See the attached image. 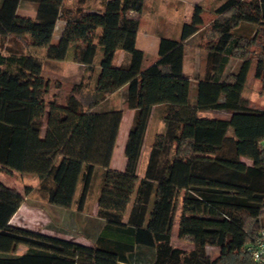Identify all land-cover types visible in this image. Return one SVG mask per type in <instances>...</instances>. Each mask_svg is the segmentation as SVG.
Returning a JSON list of instances; mask_svg holds the SVG:
<instances>
[{
    "label": "trees",
    "instance_id": "obj_1",
    "mask_svg": "<svg viewBox=\"0 0 264 264\" xmlns=\"http://www.w3.org/2000/svg\"><path fill=\"white\" fill-rule=\"evenodd\" d=\"M23 1L37 5L33 19L16 14ZM102 1V10L65 7L64 0L0 2L1 38L42 49L47 60L68 59L94 77L83 110L74 96L80 84L46 109L49 83L41 60L0 50V169L35 176L36 192L48 204L77 211L97 180L95 216L102 222L90 246L12 225L33 190L20 193L0 183V264H254L246 247L264 230V109L250 107L242 93L251 70L264 87V0H224L206 26L194 6L179 39L160 38L157 59L145 69L135 47L138 20L129 15L140 13L142 0ZM58 20L63 25L53 45ZM201 30L207 65L191 99L184 45ZM118 50L127 59L116 66ZM231 60L238 61L234 71ZM121 88L134 113L118 172L109 165L122 111L102 105ZM155 107L163 128L138 178ZM201 111L229 116L200 117ZM175 219L189 250L170 243ZM206 247L218 254L210 257Z\"/></svg>",
    "mask_w": 264,
    "mask_h": 264
},
{
    "label": "rangeland",
    "instance_id": "obj_2",
    "mask_svg": "<svg viewBox=\"0 0 264 264\" xmlns=\"http://www.w3.org/2000/svg\"><path fill=\"white\" fill-rule=\"evenodd\" d=\"M224 0H142L141 11L139 14L131 12L129 15L138 20L137 38L135 47L137 49H145L146 55L143 56V65L151 62L157 54L152 53L151 43L159 41L160 38L178 40L183 24H188L194 13V6L202 9L200 14L204 26H206L213 18V10L218 7ZM249 1V0H246ZM1 2V0H0ZM65 7H74L82 5L87 10H102V0H64ZM36 4L30 1L20 2L16 14L21 17L33 19L35 17ZM62 21L56 22L55 30L51 37V44H56L62 29ZM199 35L187 41L184 45V70L191 79V98L194 96V86L196 79L200 77L206 68V41ZM203 34V33H202ZM149 40V42H147ZM150 43V44H149ZM149 44V45H148ZM147 46L150 48L147 49ZM8 48L21 50L23 53H28L38 57L42 62V75L49 83L48 93L44 97L45 107L51 100L62 103L71 94L73 87L80 84L79 89L74 93L75 98L80 102L81 109L91 101L93 95L94 77L91 76V71L82 65L73 63L68 59L62 62L51 61L45 58L44 50L24 48L22 43L13 39L0 37V50L5 52ZM121 51L115 52L114 63L121 62ZM101 57V51L98 48L95 56V62ZM127 59V55H125ZM238 61H230L228 70L234 71ZM96 69L95 65L93 66ZM242 97L248 102V105L255 109H264V87L260 81L253 77L252 70L248 73L247 82L242 93ZM124 101V91H120L114 97L104 103L102 107L113 105L120 107ZM123 110L127 108L122 104ZM156 111L150 121L147 129L141 158L137 167V177L141 178L145 170L149 147L153 141L155 133L162 130L160 120ZM200 117L206 118H228L229 114L222 111H201L198 113ZM130 115L125 113L123 123L121 125L120 138L116 143V155L114 157V165L117 167L121 159L124 160L122 153L121 141L124 139L126 127L130 123ZM126 125V127H125ZM121 152V153H120ZM0 183L18 190L23 193L24 187L28 186L33 191L24 196V200L17 212L10 220V224L19 226L28 230L41 232L54 237L72 240L73 242L91 245L93 235L100 221L95 216L96 213V196L97 183L95 180L89 197L86 200L82 211H77L76 208L65 209L48 204L37 192V179L33 175L20 174L16 172L6 173L0 169ZM178 213L176 214V218ZM170 243L174 247L183 250H189L193 246L179 239L177 236V222L175 219L174 226L170 232ZM24 250L19 247L17 252ZM210 257L218 254L217 249L206 247Z\"/></svg>",
    "mask_w": 264,
    "mask_h": 264
},
{
    "label": "crops",
    "instance_id": "obj_3",
    "mask_svg": "<svg viewBox=\"0 0 264 264\" xmlns=\"http://www.w3.org/2000/svg\"><path fill=\"white\" fill-rule=\"evenodd\" d=\"M134 13V12H133ZM137 34H138V32H136V38H137ZM149 40L150 39H148V41L147 42H149ZM159 40V39H158ZM135 44H136V39H135ZM150 44V43H149ZM148 44V45H149ZM157 44H158V41H153L150 45H151V48L149 47V46H147V49L148 48H150L151 49V51H152V53H156V51H157ZM138 50H140L142 53H143V56L144 55H146L147 53H146V51H145V49H138ZM120 57H121V62H116L115 63V65L116 66H118V65H120V64H122V63H124L125 62V60H126V58H125V55L123 54V53H121L120 54ZM156 59H157V55H156V57L151 61V62H149V63H147V64H145V65H143V62H142V68L143 69H145V68H147L149 65H151L152 63H154L155 61H156ZM183 73L190 79V77L188 76V74L185 72V70H184V59H183ZM190 84H191V79H190ZM194 88H195V86H194ZM120 91H124V88H121V89H119L118 91H116V92H114V93H112V94H110V95H108L107 97H105V99H104V101L105 102H108L110 99H111V97H114L115 95H117ZM194 93H195V91H194ZM190 96H191V92H190ZM193 98H194V96H193ZM192 99V98H191ZM122 104H124V101H123V103L121 102V105H120V107H114L113 105H110V106H107L106 108L107 109H116V110H118V109H120L121 111H122V117H121V122H120V127H119V131H118V134H117V139H116V143L118 142V139L120 138V134H121V125H122V123H123V117L125 116V113L127 112V114H129L130 115V123H131V120H132V117H133V110H129V109H127L126 111H124L122 108H123V106H122ZM159 107H155L154 108V111H153V115H154V113L157 111V109H158ZM158 118H159V120H160V122H161V124H160V126H161V128L163 127V123H162V117H161V114H159L158 115ZM130 123L128 124V126L126 127V125H125V129H126V131H125V135H124V139L121 141V145H122V153H123V148H124V144H125V140H126V136H127V132H128V129H129V126H130ZM146 135V134H145ZM142 149H143V147H142ZM121 153V152H120ZM115 155H116V144H115V147H114V150H113V153H112V157H111V161H110V165H109V169L110 170H113V171H118V172H122L123 170H124V166H125V158H124V160L123 159H121V161H120V164H119V166H115L114 165V157H115ZM140 158H141V156H140ZM139 158V159H140ZM138 167V166H137ZM143 175V174H142ZM17 212V211H16ZM100 225H102V222L100 221V223H99V226ZM96 234H97V229H96V231H95V233H94V235H93V240H94V238H95V236H96ZM47 235V234H46ZM210 248H212V247H210ZM212 249H217V248H212ZM217 252H218V249H217Z\"/></svg>",
    "mask_w": 264,
    "mask_h": 264
},
{
    "label": "built area",
    "instance_id": "obj_4",
    "mask_svg": "<svg viewBox=\"0 0 264 264\" xmlns=\"http://www.w3.org/2000/svg\"><path fill=\"white\" fill-rule=\"evenodd\" d=\"M246 250L254 264H264V230H259Z\"/></svg>",
    "mask_w": 264,
    "mask_h": 264
}]
</instances>
